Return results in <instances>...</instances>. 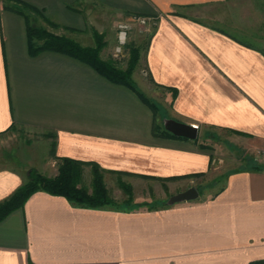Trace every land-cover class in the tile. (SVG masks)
I'll return each mask as SVG.
<instances>
[{"label":"crops","instance_id":"crops-1","mask_svg":"<svg viewBox=\"0 0 264 264\" xmlns=\"http://www.w3.org/2000/svg\"><path fill=\"white\" fill-rule=\"evenodd\" d=\"M17 1L71 30L93 7L152 19L141 61L165 110L70 56L29 55L24 17L0 0V203L62 158L97 165L116 201L122 184L132 204L162 203L93 209L35 192L0 221V264H264V0ZM165 119L196 126V139L167 135ZM212 173L227 174L213 194L167 204Z\"/></svg>","mask_w":264,"mask_h":264},{"label":"trees","instance_id":"trees-1","mask_svg":"<svg viewBox=\"0 0 264 264\" xmlns=\"http://www.w3.org/2000/svg\"><path fill=\"white\" fill-rule=\"evenodd\" d=\"M9 1L14 3V6L11 7L10 10L21 15L25 19L29 55L34 56L43 51H51L77 59L90 66L95 72L109 82L122 85L133 91L154 114L156 113L157 107L155 104L145 98V96L137 90V87L131 79L132 72L139 60L137 50H131L127 66L122 70L113 64V62L104 61L100 58L99 53L104 44L97 35L94 36V46L82 47L76 40L67 35H51L31 25L28 17L29 13L39 16L48 26H57L44 18L34 7L17 0ZM63 29L70 32L76 31L68 28ZM175 95L173 91L172 96L175 97ZM165 133L174 137L167 131H165ZM58 160L60 164L57 174L52 178H48L34 169L28 170L26 183L7 200L0 203V221L14 210L21 208L27 198L38 191L45 192L52 196L64 197L71 204L85 208L96 209L112 205L109 193L103 183L102 171L97 165L65 158ZM85 166H89L91 169L90 183L89 185H79L80 181L77 175L80 171L79 169ZM253 169H258V166H254ZM120 186L125 191V194L130 196V188L122 184Z\"/></svg>","mask_w":264,"mask_h":264},{"label":"rangeland","instance_id":"rangeland-1","mask_svg":"<svg viewBox=\"0 0 264 264\" xmlns=\"http://www.w3.org/2000/svg\"><path fill=\"white\" fill-rule=\"evenodd\" d=\"M200 11L205 12V10H200ZM90 12H91L89 14L90 22L87 24V27L84 30H76L75 32L65 31L59 25H57L56 27L48 26L45 22L42 21V19L39 16L35 14L29 13L28 17L31 25L46 31L51 35H57V36L67 35L72 39L76 40L82 47L94 46V40H95L94 36L97 35L98 37H100L102 43L104 44L103 48L99 53L100 58L104 61L113 62V64H115L118 68L122 70H124L127 66V62L129 60L131 50H137L139 54V60L132 72L131 79L133 81V78H138V80L140 77L142 78V83L139 81V84L144 88L145 93H143V95L149 101L154 103L155 106L157 107L155 114H157L158 117H162L165 110L162 107V94L164 93V89L158 88L153 84H151V82H149L148 77L144 72L145 69L143 68V63L141 61L145 50V46L147 45V41L153 32V28H154L153 20L144 19V22L142 23L137 21L136 20L137 18L134 19L118 18L114 14L103 12L98 8H94V7L90 9ZM217 13L218 12L215 9L210 10L209 13L206 12L204 14L206 17L205 20L209 21L208 17L211 16L212 18V15H216ZM244 18H245V14L243 12H239L238 20L241 21ZM226 21H229V19L227 18ZM123 23L125 24L128 23V28L126 31L125 42L124 44L120 45L118 41L119 25ZM220 26L223 27V30L225 28L226 30L233 32L232 29L226 28L224 24H221ZM243 31L244 28H239L237 34L238 37H244L242 36ZM133 83L135 84V86L137 85L134 81ZM39 150L41 153V157H43L45 150L44 149H39ZM256 156L260 157L259 153H256ZM59 164L60 161L58 159L51 160L49 164H47L48 170L50 171L49 173L50 175H53V177L57 174ZM79 170L80 171L77 175L78 180L80 181L79 185H89L90 173H91L90 167L89 166L81 167ZM216 175L217 177L214 178V176ZM226 175H227L226 173H218V174L212 173L207 175L199 174V176L198 175L194 176L197 178L193 180V184L191 185H194L192 187L197 189L198 194L200 195H202L205 190H207L208 193L213 194L215 191H217L219 188L222 187ZM121 191L126 196V198L123 201L121 200L119 202L114 200L112 197H110L112 201V205H110V207L126 208V209H134V208L154 209L155 207L159 206L160 203H162L159 202V199L155 194L152 197L153 200L152 202L150 201L147 203L145 202L135 205L132 204L133 202L132 190L130 189V196L125 194L123 188H121ZM116 192L117 191H115V193ZM114 197L117 198L118 196L115 195Z\"/></svg>","mask_w":264,"mask_h":264},{"label":"water","instance_id":"water-1","mask_svg":"<svg viewBox=\"0 0 264 264\" xmlns=\"http://www.w3.org/2000/svg\"><path fill=\"white\" fill-rule=\"evenodd\" d=\"M164 130L177 138H183L187 140H195L197 137V130L186 124L179 123L174 120H164ZM197 189L191 187L183 192L171 196L167 204L173 205L176 203L189 202L195 200L198 197Z\"/></svg>","mask_w":264,"mask_h":264},{"label":"built area","instance_id":"built-area-1","mask_svg":"<svg viewBox=\"0 0 264 264\" xmlns=\"http://www.w3.org/2000/svg\"><path fill=\"white\" fill-rule=\"evenodd\" d=\"M136 20L142 23L144 22V18H137ZM127 28H128V23L127 24L123 23L119 25L118 41L120 45L124 44L125 42ZM194 128L197 129L196 126ZM256 153H259L260 157H264V148L257 151Z\"/></svg>","mask_w":264,"mask_h":264}]
</instances>
